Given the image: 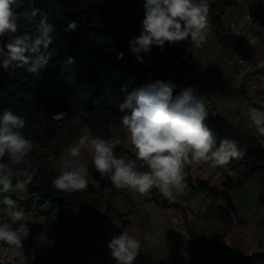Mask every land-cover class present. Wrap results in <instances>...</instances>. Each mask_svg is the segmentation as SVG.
I'll use <instances>...</instances> for the list:
<instances>
[{
    "label": "trees",
    "instance_id": "16d2710c",
    "mask_svg": "<svg viewBox=\"0 0 264 264\" xmlns=\"http://www.w3.org/2000/svg\"><path fill=\"white\" fill-rule=\"evenodd\" d=\"M130 4L120 0H16L13 5L18 14L19 28L16 35L29 33L35 36L39 18L43 15H47L49 21L56 25L50 46L52 57L48 65L42 66L37 72L27 71L26 68H0V111L11 108L22 115L26 124L21 131L34 141V148L28 158L31 165H21L12 177L15 184L18 177L23 178L24 168L34 170L33 180L27 185V190L9 189L0 192V198L12 196L17 205L26 210L30 225L26 241L45 230L56 229L58 224L76 223L81 219L88 223L103 224L108 245L111 237L123 231L129 223L125 214L112 212L109 207L103 209L99 199L86 195L96 194L92 184L83 190L85 194L56 189L52 180L58 172L49 166L41 153L50 150L59 158L64 146H68L78 136L82 127H87L89 134L115 138L113 127H124L118 105L127 94L149 78L170 80L166 71L156 70L146 53L143 54V62H139L130 52L129 40L140 34L144 18ZM125 5H129L128 8ZM237 5L236 0H210L208 18L211 28L224 32L222 14ZM34 7L40 11L32 18ZM72 20L78 22L75 31L67 30ZM229 35L233 33L229 32ZM4 39L6 41L7 37ZM236 40L233 43L235 50L241 43L240 39ZM191 45L190 41L185 40L175 44L166 42L163 50L153 46V62L163 69L181 62L190 73L193 65L184 47ZM69 56L74 58L73 63H65ZM201 80L199 82L205 83L210 91L229 96L247 95L245 83L231 87L222 80ZM193 83V80H189L185 85L178 86L174 82V94ZM207 106L209 115L206 122L216 135L217 142L224 136H230L235 137L241 147H246L243 157L233 158L227 163L240 179L234 181L228 177L223 190L200 178H191L190 182L195 189L207 192L214 201L222 200L221 204L208 208V218L217 216L225 223L233 224L235 206L229 190L241 188L246 182H256L264 187V145L258 137L230 124L215 106ZM123 151V147L118 144L116 155L124 156ZM142 169L146 170L147 165H142ZM151 192L158 206L177 207L157 188L153 187ZM31 217H43L44 222L33 223ZM194 238L203 245H211L201 237L194 235ZM233 253L242 264H264V251L248 256L238 251ZM102 264H116L110 249H102ZM133 264L176 263L172 257L158 260L141 249Z\"/></svg>",
    "mask_w": 264,
    "mask_h": 264
},
{
    "label": "clouds",
    "instance_id": "9594fccd",
    "mask_svg": "<svg viewBox=\"0 0 264 264\" xmlns=\"http://www.w3.org/2000/svg\"><path fill=\"white\" fill-rule=\"evenodd\" d=\"M16 0H0V68H26L37 72L48 65L52 57L50 46L56 25L47 15L40 16L36 35H16L19 28ZM145 14L140 34L129 40V50L139 62L153 46L164 49L166 42L188 40L200 45L207 40L211 30L208 18V0H145ZM40 9L34 7L31 17ZM78 22L72 20L67 30L75 31ZM4 37H7L5 41ZM69 56L65 63H73ZM171 80L149 78L140 87L127 94L118 107L121 120L129 133L135 159L115 153L119 138L84 134L60 157L58 175L53 186L61 191L75 192L88 188L86 162L81 159L82 149L91 154L96 171L107 176L117 189L126 188L139 193H149L157 188L164 197L176 198L186 186L185 166L191 161L209 162L210 166L226 165L233 158L244 156L235 137L224 136L217 142L207 121L209 108L201 95L191 85L174 94ZM248 118L258 134L264 136V108L250 107ZM26 121L11 108L0 111V192L9 189L27 190L33 172L23 169V178L13 184V174L21 165H31L28 159L34 141L23 131ZM138 161L147 169L138 166ZM0 244L16 254L23 248L30 233L26 210L17 205L12 196L0 198ZM154 239V236H146ZM111 257L116 264H133L142 241L128 231L115 234L108 241Z\"/></svg>",
    "mask_w": 264,
    "mask_h": 264
},
{
    "label": "crops",
    "instance_id": "0c3cea01",
    "mask_svg": "<svg viewBox=\"0 0 264 264\" xmlns=\"http://www.w3.org/2000/svg\"><path fill=\"white\" fill-rule=\"evenodd\" d=\"M237 1L242 13L245 14L250 9L254 14L248 22L244 21L243 14L240 26L246 27L248 31L256 34L264 42V16L259 13V9L262 8L254 5L253 0ZM242 37L244 38V36ZM236 50L235 58L242 54L252 56V59L247 60L252 65V70L249 74L244 75L237 69L236 61V65L229 66L230 72L223 74L222 80H225L231 87H239L245 83L248 91L250 85L258 82L260 75L264 73V50L260 46L249 47L245 38L239 43ZM196 68L187 73L188 79L193 80L194 83H200V78L213 81H217L219 78L215 76L214 72H199V68ZM208 92L210 100L207 105L215 106L230 124L258 137L264 145V136L256 132L247 115L250 107L264 108L263 104L250 103L247 101V95L229 96L212 90H208ZM259 95L264 102V90H260ZM131 159H135V157ZM185 172V188L176 194V198L171 199V203L177 207L162 208L158 206L152 199L153 194L150 191L143 202L137 205L132 203L131 208L126 212L115 211L125 214V219L129 223L123 231H128L141 239V249L144 253L158 260L172 257L176 264H191L193 262L196 264H242L233 251H238L246 256L264 251V205L262 204L264 187L256 182H246L241 188L229 190L235 206V221L233 224H228L217 216L207 217L208 208L221 204L222 200L214 201L207 192L195 189L191 186L190 179L200 178L223 190L224 182L228 177L237 181L240 179L239 175L231 171L227 164L212 167L209 162L191 160L186 164ZM109 183L108 195L116 189L111 180ZM93 186L96 193H99L102 199L109 203L107 196L101 192L99 187ZM116 190L127 191L126 188ZM101 206L103 209L108 208L106 205ZM43 219L40 217L31 219V221L40 224L44 222ZM77 222L82 225L85 223L81 219H78ZM73 224V222H68L65 227L69 228L73 236L76 237L77 231L71 227ZM45 231L40 235H35L41 236L46 241L44 248L39 252L42 264H66L65 258L59 256L56 260L54 250L58 243L69 245L74 243V240L70 241L67 236L66 238L63 236L64 234L53 237V232ZM194 235L205 239L206 243H211V245L206 246L199 243ZM146 236L155 238L146 239Z\"/></svg>",
    "mask_w": 264,
    "mask_h": 264
},
{
    "label": "rangeland",
    "instance_id": "374dc122",
    "mask_svg": "<svg viewBox=\"0 0 264 264\" xmlns=\"http://www.w3.org/2000/svg\"><path fill=\"white\" fill-rule=\"evenodd\" d=\"M128 6L129 5H125L126 8H128ZM242 12V9L238 7V5L228 8L222 14L225 30L224 32H219L215 28H211L205 42L200 45L193 44L189 47H184V51L191 59L190 61L193 65V68L198 67L200 70L199 72H214L215 76L219 77L217 78V81L223 79V74L225 75L226 73L230 72L228 69L229 66L233 67L234 65H236V58L234 53H236L237 50L234 49L233 43L237 42L236 39H240L241 41L244 40L243 37L236 36L239 34L236 33L233 26V24H235L238 28L240 27V20L242 15L244 14ZM259 13L264 16V11L262 9H259ZM252 16H254V14H252ZM229 32L233 33V35H229ZM149 62L155 66L158 72L166 71V73L170 77V80L173 83L176 82L175 78L170 75L167 69H163L158 65H155V63L151 60H149ZM201 79L207 78H200L199 81H202ZM210 81L213 80L210 79ZM203 85H205V83H203ZM113 132L115 134V138H119L120 140L119 144L124 149V156H126L127 158L135 157V153L133 151L134 146L130 141L129 133L127 132L125 126L122 128L113 127ZM86 133L89 134L88 128L82 127L78 136H76L68 146H64V151L62 154L67 155V149L74 142H77L78 138L81 135H84ZM41 155L48 162L49 166L58 172L61 156L59 158L56 157L50 150L42 151ZM81 159L86 162V166L88 168V184L98 186L101 192L107 196L109 203L107 202V200L102 199V196L99 193H96L94 195H90L89 193L86 195L91 196L92 198L99 199L102 205L108 206L112 212H126L131 208L132 203L137 205L147 198V193L142 194L131 189H127V191L124 193L115 189L112 190V192L108 195L107 187L110 185V179L107 176H101L100 173L96 171L91 154L87 151L86 148L82 149ZM138 166L142 168L140 161H138ZM80 192L81 194L86 193V191L83 190H80ZM31 219H35V217H31ZM71 227L73 229H76V237L73 236L69 228L65 227V224H58L56 230L52 233L53 237H55L56 235L64 234L63 236L65 238L67 236L70 241L74 240V243H71L69 245L58 243L56 250H54L56 260L60 256L61 258H65L66 264H102V249L104 248L106 251L109 249L107 241L105 240L104 225L88 223L85 221L83 225L77 222L74 223Z\"/></svg>",
    "mask_w": 264,
    "mask_h": 264
},
{
    "label": "built area",
    "instance_id": "2783aa9c",
    "mask_svg": "<svg viewBox=\"0 0 264 264\" xmlns=\"http://www.w3.org/2000/svg\"><path fill=\"white\" fill-rule=\"evenodd\" d=\"M121 2L128 4L131 3L136 11H138L142 17H144L145 10L143 4L145 1H135V0H120ZM210 4V0H208ZM254 5H258L264 11V0H253ZM252 10H248L244 15L243 19L245 22H248L252 19ZM237 34L244 36L245 41L249 47L260 46L264 50V42L259 39V37L248 31L244 26L233 24ZM149 60H154V56L150 53H146ZM248 59H252V56H246V54L237 55V69L240 70L244 75H247L252 70V65L247 62ZM170 75L175 78L178 86L185 85L189 79L187 76V71L185 66L181 62H176L173 67L166 68ZM195 88L198 94L201 95V98L204 99L206 105L209 102V92L201 83L190 84ZM264 90V73L259 77L258 82H254L250 85L247 91V101L254 105H264L263 99L259 95V91ZM141 165H145L141 163ZM3 215V213H0ZM55 228H50L49 232H54ZM46 241L42 239L41 236H35L30 241L24 240L23 248L20 249L16 254L11 253L8 250L7 245L0 244V264H42L39 258V252L44 248Z\"/></svg>",
    "mask_w": 264,
    "mask_h": 264
}]
</instances>
